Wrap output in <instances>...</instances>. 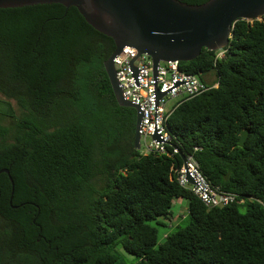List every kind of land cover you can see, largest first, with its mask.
<instances>
[{
    "label": "trees",
    "instance_id": "trees-1",
    "mask_svg": "<svg viewBox=\"0 0 264 264\" xmlns=\"http://www.w3.org/2000/svg\"><path fill=\"white\" fill-rule=\"evenodd\" d=\"M115 50L77 7L0 8V171L15 182L11 205L0 175V264H264V19L238 21L224 58L180 64L219 85L174 112L168 154L135 148L137 111L105 69ZM188 156L238 201L209 208L182 186ZM180 199L188 224L159 244Z\"/></svg>",
    "mask_w": 264,
    "mask_h": 264
},
{
    "label": "water",
    "instance_id": "water-1",
    "mask_svg": "<svg viewBox=\"0 0 264 264\" xmlns=\"http://www.w3.org/2000/svg\"><path fill=\"white\" fill-rule=\"evenodd\" d=\"M44 4L77 7L93 28L115 41L116 50L106 61L105 69L118 104L137 111L135 148L138 151L144 113L138 105L123 98L116 77L115 57L125 47L136 48L139 55L147 54L153 59L156 73L161 61L190 62L204 49L218 52L227 48L238 21L264 19V0H210L202 5H188L179 0H0L1 9ZM163 96L159 94L160 98ZM248 136L249 131L244 130L240 147L245 146ZM154 139L161 141L157 134ZM183 160L188 170L187 158ZM3 173L11 175L8 169L0 171V175ZM10 180L13 186L10 204L13 205L15 182L11 176ZM187 181L196 184L189 173Z\"/></svg>",
    "mask_w": 264,
    "mask_h": 264
},
{
    "label": "built area",
    "instance_id": "built-area-1",
    "mask_svg": "<svg viewBox=\"0 0 264 264\" xmlns=\"http://www.w3.org/2000/svg\"><path fill=\"white\" fill-rule=\"evenodd\" d=\"M226 50L218 51L217 59L225 57ZM134 62V63H133ZM116 77L125 100L138 105L144 117L141 123V152L144 155L168 154L172 137L168 132V122L183 103L195 99L219 83H209L198 76L185 73L180 62L159 63L155 73L154 61L147 55H139L136 48L125 47L114 59ZM159 94L165 96L159 97ZM159 135L161 141L154 139ZM174 153H179L177 148ZM188 170L183 166L177 171L180 184L190 186L192 192L209 208H222L238 201V195L213 186L201 172L199 163L193 156L187 157ZM188 173L195 185L187 181ZM243 203V201H239Z\"/></svg>",
    "mask_w": 264,
    "mask_h": 264
},
{
    "label": "rangeland",
    "instance_id": "rangeland-1",
    "mask_svg": "<svg viewBox=\"0 0 264 264\" xmlns=\"http://www.w3.org/2000/svg\"><path fill=\"white\" fill-rule=\"evenodd\" d=\"M207 77L208 75L205 78ZM207 81H209V83H215L217 81V77L215 76V74H211V76L207 78ZM0 100H4V97L1 94H0ZM12 103L15 106V108L18 109L15 102ZM172 212L174 217L171 222L169 220L159 219L160 222L159 226L156 223H154V225L157 226L159 231V244L164 243L166 241L167 235L176 231L177 226L181 225L184 227L188 224L189 209H188V202L186 200L183 199L176 200L173 205ZM122 253L124 252L122 251ZM124 258L129 263L137 264L133 262L134 257L128 254H125Z\"/></svg>",
    "mask_w": 264,
    "mask_h": 264
},
{
    "label": "crops",
    "instance_id": "crops-1",
    "mask_svg": "<svg viewBox=\"0 0 264 264\" xmlns=\"http://www.w3.org/2000/svg\"><path fill=\"white\" fill-rule=\"evenodd\" d=\"M209 76H211V74H209L208 77H209ZM208 77H207V78H208ZM206 81H207V79H206ZM208 82H209V81H208ZM170 222H171V221H170Z\"/></svg>",
    "mask_w": 264,
    "mask_h": 264
}]
</instances>
